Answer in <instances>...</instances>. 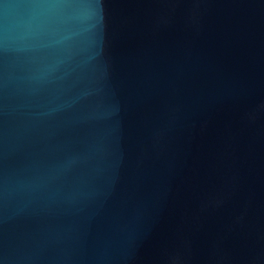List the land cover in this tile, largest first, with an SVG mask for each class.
Segmentation results:
<instances>
[{
  "label": "water",
  "instance_id": "1",
  "mask_svg": "<svg viewBox=\"0 0 264 264\" xmlns=\"http://www.w3.org/2000/svg\"><path fill=\"white\" fill-rule=\"evenodd\" d=\"M0 264H264V0H0Z\"/></svg>",
  "mask_w": 264,
  "mask_h": 264
}]
</instances>
